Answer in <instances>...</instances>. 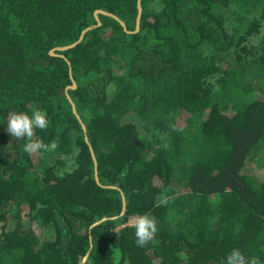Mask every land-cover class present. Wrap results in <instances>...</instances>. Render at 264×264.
<instances>
[{"label":"trees","instance_id":"obj_1","mask_svg":"<svg viewBox=\"0 0 264 264\" xmlns=\"http://www.w3.org/2000/svg\"><path fill=\"white\" fill-rule=\"evenodd\" d=\"M140 4L135 31L98 13L100 24L56 50L69 64L49 50L76 40L96 8L134 30L137 0H0V264H82L90 242L85 264H220L233 248L264 264V95L226 108L208 80L224 82L232 61L257 50L243 40L264 21V0ZM242 11L256 14L243 23ZM69 66L99 181L126 201L91 228L120 211L121 193L94 178L65 94ZM35 109L50 120L36 135L57 140L54 152L29 155L6 131L9 112ZM131 214L157 219L144 247L122 224Z\"/></svg>","mask_w":264,"mask_h":264},{"label":"rangeland","instance_id":"obj_2","mask_svg":"<svg viewBox=\"0 0 264 264\" xmlns=\"http://www.w3.org/2000/svg\"><path fill=\"white\" fill-rule=\"evenodd\" d=\"M235 7L233 5L228 7V17L237 21L236 12H232ZM241 11V10H240ZM232 12V13H231ZM242 16L238 19L239 21H244L253 19L256 14L254 11H242ZM245 28L244 25L240 26ZM229 30L232 28L229 26ZM239 33H243L240 31ZM264 37V21L259 26L258 30L248 34L244 38L243 42L247 46H254L257 50L249 56H243L241 60H235L230 63L229 74L227 80L219 81L216 76L219 74H213L209 77V83L215 89L221 99V104H224L226 108H236L238 103L245 100H250L256 94L264 95V61L261 59L264 56L260 47V40ZM193 121L194 116L191 118ZM184 120H181L183 122ZM264 141V136H263ZM260 153L264 155V143L259 147ZM71 163L68 158L66 162L60 166V171L63 172L65 168ZM139 216L138 214L128 215L127 219L122 222V224L134 225L135 218ZM117 216L116 218H118ZM110 251L118 254V248L116 243H113L110 247Z\"/></svg>","mask_w":264,"mask_h":264},{"label":"clouds","instance_id":"obj_3","mask_svg":"<svg viewBox=\"0 0 264 264\" xmlns=\"http://www.w3.org/2000/svg\"><path fill=\"white\" fill-rule=\"evenodd\" d=\"M50 126V120L47 113L42 109H35L31 115L25 112H9L6 131L11 137L18 140H24L23 151L29 155L51 153L58 149L59 142L52 140L45 142L37 137L36 130L46 131ZM168 148V145H164ZM126 171L121 173L123 178ZM158 201L167 204L170 198L161 194L157 197ZM136 244L138 247H144L149 244L158 232V222L156 217L149 214L139 215L134 222ZM220 264H261L259 258L252 256L246 257L239 248H233L220 261Z\"/></svg>","mask_w":264,"mask_h":264},{"label":"water","instance_id":"obj_4","mask_svg":"<svg viewBox=\"0 0 264 264\" xmlns=\"http://www.w3.org/2000/svg\"><path fill=\"white\" fill-rule=\"evenodd\" d=\"M98 13H103V14H107V15L112 16L113 18H115L116 20H118V22L122 25L123 29L126 30L127 32H129V31H135V30H137L139 28V21H140V15H141V4H140V0H137V15H136V19H135V29L134 30L127 29L126 24H125V21L123 19H121L117 14H115V13H113L111 11H108L106 9H103V8H96L93 11V16H94V18L96 20L95 23H91L90 25H87V26L83 27L81 29L80 34H79V36H78V38L76 40H74V41H72V42H70L68 44H65V45H56V46L52 47L49 50V53L64 57L67 60V62L70 64L68 58L63 53L56 52V50L57 51H61V50H64L66 48H69V47L75 45L78 41H80L83 38L84 33L88 29L93 28L94 26L100 24L101 23V20L99 18ZM69 76H70V79H71V83L70 84H67L65 86V94H66V97H67L68 101L71 104L72 112L75 114L76 118L80 122V125H81V127H82V129L84 131V138H85L86 142L88 143L89 150H90V153H91V157L93 159V164H94V166H93V175H94V178H95V180H96L97 183H99L101 185L109 186V187L118 188L120 190V193H121V209H120V211L117 214H115V215L102 216V217L98 218L97 220L93 221L89 225V227L91 228L94 224H97V223H99L102 220H106L108 218H116L117 216H120V215L124 214L125 213V210H126V201H125L124 193H123V191L121 190V188L118 185H114V184H102L99 181L96 156H95L93 147H92L91 143L89 142V139H88V136H87V133H86V125L83 122V120H82V118H81V116H80V114H79V112H78V110L76 108V105H75V102H74L73 98L68 93V88H74V87L77 86L76 80L74 79V77L72 75L71 67L70 66H69ZM91 245H92V242L89 243V248H88V250L85 252V254L82 257V261H81L82 264H85V261H86L87 256H88V252H89V250L91 248Z\"/></svg>","mask_w":264,"mask_h":264}]
</instances>
